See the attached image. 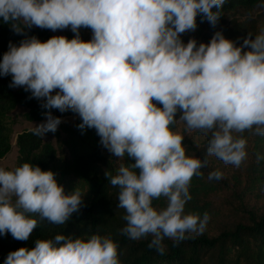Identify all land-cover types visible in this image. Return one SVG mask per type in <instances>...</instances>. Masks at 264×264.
<instances>
[{"label":"clouds","instance_id":"1","mask_svg":"<svg viewBox=\"0 0 264 264\" xmlns=\"http://www.w3.org/2000/svg\"><path fill=\"white\" fill-rule=\"evenodd\" d=\"M225 0H0V17L17 34L32 26L52 31L71 27L76 34L41 42L32 37L10 45L0 75L12 76L10 87H24L42 107L46 123L35 135L55 133L62 123L51 114L72 111L80 129H95L101 144L121 164L105 173L119 188L118 209L126 226L122 235L140 240L163 255L165 239L176 244L201 234L210 219L205 212L185 213L192 199L193 177L216 157L239 167L247 159V140L235 134L264 136V31L239 47L217 32L210 43L185 44L181 35L197 28V16L213 26ZM217 9V11H214ZM21 23L24 27H21ZM81 27L93 38L84 42ZM249 48V51H244ZM59 90V91H56ZM56 92L55 95L53 93ZM157 105H162L159 107ZM180 119L177 120V114ZM209 136L207 158L186 155L184 136ZM215 170L208 179L220 180ZM164 198L166 207L156 208ZM79 191L65 194L56 174L24 163L0 167V234L27 241L38 220L61 225L80 210ZM5 264H121L119 245L108 236L87 240L57 235L38 239L31 250L10 252Z\"/></svg>","mask_w":264,"mask_h":264},{"label":"trees","instance_id":"2","mask_svg":"<svg viewBox=\"0 0 264 264\" xmlns=\"http://www.w3.org/2000/svg\"><path fill=\"white\" fill-rule=\"evenodd\" d=\"M263 0H225L224 5L218 11L220 16L239 9H251ZM217 11V9H214ZM208 22L203 14L197 16V25ZM21 27L24 25L21 23ZM81 29L92 31L90 28ZM32 37L41 42H47L56 36L50 29H41L36 26L26 28L22 34H17L11 24L5 23L0 17V62L3 56L10 50V45L19 47L21 42ZM84 42H87L83 40ZM12 76L0 75V159L5 157L11 150L12 130L8 123L9 115L18 107L28 109L24 114L26 120L43 121L45 113L49 111L42 107L43 99L32 96L24 87H10ZM162 107V105H157ZM56 117L63 118L72 111L61 113L57 109H51ZM179 113V112H178ZM243 135L251 134L249 132ZM255 158L253 168L256 181L264 184V136L254 135ZM186 155L194 157L199 154L195 145L185 146ZM100 139L95 146L80 149L71 146L73 157V169L79 177L86 182L91 191L89 199H82L80 210L73 213L72 217L64 224L57 225L47 220H38V226L27 241H19L7 235L0 234V264L5 261L10 252L20 248L32 249L38 239H54L57 235H68L73 238L87 240L92 235L99 234L108 236L119 245L121 264H206L208 257L212 256L211 264H264V212L258 213L248 210V220L224 227L216 235H209L205 231L201 234H191L188 239L176 244L174 241L165 239V253L159 254L154 248H149L151 236L140 240L129 239L121 234L126 226L123 209H118L119 188L113 187L105 173L117 174V168L112 160L107 158L101 147ZM18 162L16 167L24 163L39 166L43 171H51L57 158L55 147L44 141L43 136L35 135V129L23 131L17 135ZM126 165L134 163V160L125 156ZM15 167V168H16ZM14 170V169H13ZM201 169L203 175L193 177L190 185L192 199L186 204L185 213L203 214L212 213L209 197L220 189L222 180H209ZM59 185L64 188L62 177H56ZM65 190V189H64ZM66 194V192H65ZM156 208L166 207L167 201L160 198L153 202ZM209 221L207 223V226ZM206 226V227H207Z\"/></svg>","mask_w":264,"mask_h":264},{"label":"rangeland","instance_id":"3","mask_svg":"<svg viewBox=\"0 0 264 264\" xmlns=\"http://www.w3.org/2000/svg\"><path fill=\"white\" fill-rule=\"evenodd\" d=\"M264 31V0L251 9H239L220 16L215 26L206 22L197 25L195 31H188L181 35L182 41L187 44L189 40L195 39L197 45L200 43L208 44L217 32H221L226 39L236 42L239 47L243 44L244 39L254 40L257 35ZM56 36H64L69 40L75 38L76 34L71 27L63 30L52 31ZM79 35L82 40L87 42L93 38V32L80 29ZM245 48L244 51H249ZM59 91V90H56ZM56 92L53 93L55 95ZM28 111L23 106H18L8 117V123L11 127V144L10 152L0 159V167L6 170L15 169L18 162V147L16 145L17 135L23 131L35 129L43 121L26 120L24 114ZM54 117L55 114L51 113ZM178 113L176 119H180ZM62 123L58 126L55 133L48 132L43 138L47 143L52 144L57 151V158L52 166L51 171L56 177H62L64 180V189L66 194H72L76 190L80 192L82 199H89L91 191L89 185L84 182L73 169V157L71 146L74 145L80 149H87L97 144V135L95 129H80L78 126L82 123L78 114H70L60 118ZM173 131L179 132L184 136L185 146L195 145L199 154L196 158H207V148L209 136H205L199 131H193L191 134L185 131L183 122L178 121L173 125ZM247 140L246 151L247 159L239 166L226 165L216 157H208L209 164L205 167V173L208 176L210 172L219 170L223 173L222 185L217 192L209 197L212 213L209 215V224L205 232L209 235H216L224 227L231 226L238 222L248 220V210H254L258 213L264 212V184L256 181V174L253 168L255 158L254 134H235ZM100 147L104 155L113 161L118 169L121 164L126 165L125 158L119 159L114 157L102 144ZM212 256L208 257L206 264H211Z\"/></svg>","mask_w":264,"mask_h":264}]
</instances>
